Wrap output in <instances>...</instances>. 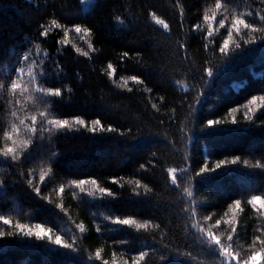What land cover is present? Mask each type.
Returning a JSON list of instances; mask_svg holds the SVG:
<instances>
[{
	"label": "trees",
	"instance_id": "trees-1",
	"mask_svg": "<svg viewBox=\"0 0 264 264\" xmlns=\"http://www.w3.org/2000/svg\"><path fill=\"white\" fill-rule=\"evenodd\" d=\"M216 2L93 0L85 11L82 0H0V83L8 85L29 54L37 61L33 70L45 73L39 82L62 89L60 97H47L48 105L0 90V148L11 144L4 133L12 124L20 128L17 140L30 141L18 160L0 157V216L11 221L0 220V231L15 233L0 237V264H132L142 251L148 256L141 264H221L206 239L209 230L225 247L232 243L233 253L259 251L255 237L264 238V218L247 201L264 196V32H233L227 52L219 48L235 16L264 28V0H219L224 7L206 40L203 17L212 16ZM76 26L87 31L77 33ZM41 112L72 128L49 138ZM32 116L34 135L24 127ZM77 118L87 127L76 125ZM95 120L100 124L92 132ZM217 163L215 172L199 174ZM170 168L177 170L176 184ZM80 180L97 184H84L81 192L71 183ZM237 200L241 210L233 213ZM17 224L51 228L48 235L73 247L24 237Z\"/></svg>",
	"mask_w": 264,
	"mask_h": 264
},
{
	"label": "snow or ice",
	"instance_id": "snow-or-ice-1",
	"mask_svg": "<svg viewBox=\"0 0 264 264\" xmlns=\"http://www.w3.org/2000/svg\"><path fill=\"white\" fill-rule=\"evenodd\" d=\"M224 7V5H222L219 0H217L216 4H215V10L213 11L212 16H208L205 15L203 17V20L205 22L209 23V30L207 32V36L205 37V39H210L213 37L214 33L211 30V24L216 22V12L221 10ZM225 20L221 19L218 22V25L220 28H225ZM260 21H264V15H261L259 17ZM57 28L61 27L59 24L56 23V21L52 22ZM157 24H160L163 26L164 29H168V24L165 23L163 20L157 19L156 20ZM231 27L230 29L227 30V39H225L223 41V45L219 48V51L221 53H226L227 50L229 49V43L230 41H232L233 39V32H235L237 35H239L241 33V30H248L252 33H256V32H264V28H258V27H254L252 23H249L246 19L241 18L240 16H235L233 17V19L231 20ZM197 29L200 27L199 25L195 26ZM75 31L77 33H80L82 31H87V29H82L80 26H76L75 27ZM42 35L47 36L48 32L47 30L43 31ZM262 39H264V37H261ZM253 40L248 39L245 40V43H252ZM183 46V45H182ZM207 47V44L205 45ZM240 45L237 44L236 47L238 48ZM79 51V50H77ZM45 55H47L45 53ZM85 55H87V53H85ZM127 55V53H125V56ZM18 63H23L25 66H21L18 69H15V78H12V76L10 75L8 77V79L10 80V83L8 85H5L3 83H0V90L2 89H6L8 93L11 94L12 97H16L18 94L23 95V94H28L29 99H32L34 103H42L45 105H48L50 102L47 99V97L51 96V97H60L62 95V89L61 88H51V87H45L43 86L42 83H40L39 81L46 78L45 77V73H43L42 71L37 72L34 71L32 68L33 64H36L37 61L29 54H24L20 61H18ZM109 68H111V65H109ZM59 75V73H57ZM111 74V73H110ZM27 75L28 79L25 81L24 84L20 83V80ZM207 75L209 77L213 76V71L211 68L207 69ZM132 79L134 81H136L137 83H141V81H138L136 79L135 76L132 77ZM124 83H127V81H124ZM39 94L38 96L36 94ZM264 99V98H262ZM12 101L10 100L9 103H11ZM198 102V101H197ZM252 104L256 103V100L253 99L251 101ZM22 107V105H21ZM153 107H155V105H153ZM261 107H264V104L261 105ZM12 116H16V111H12ZM41 120L44 121L46 120L47 122V132L49 134V138L52 137V134L55 131H62L65 129H71L72 128V124L69 122V120L67 119H58V118H51L48 119V113L46 112H41ZM37 118L35 116L31 117V124L30 125H24V120H20L19 124L20 125H24L25 127V131L29 132L31 134H36L38 129L35 127ZM74 123L76 125H80L83 127H87V125L85 124V121L82 119H75ZM222 123L221 121L218 120H209L208 121V125H216V124H220ZM231 123L235 124L236 120L233 119L231 121ZM100 124L99 120H95L92 122V126L89 129L92 132H96L97 128L96 126ZM115 131L114 128H108V129H104L102 126L100 128V131ZM40 131H44V127H41ZM20 133V128L17 126V124H12L10 127V130L4 133V138L8 141L11 142L10 145H5L3 148H0V157H10L11 160L16 161L19 159V154L21 152V150L26 149L28 143H30V141L28 140H17L16 137L19 135ZM52 157L55 158L56 157V153L52 152ZM238 159V158H237ZM232 164H236L237 160H232L231 161ZM245 164H247L248 162L245 161ZM255 167H261V165L259 163H257L255 165ZM221 168V163H217L215 168H209L207 166L203 167L200 170L199 174H204V173H209V172H215L216 169ZM168 172L171 176V182L172 184H176L177 183V170L175 168H170L168 169ZM41 180L44 179L43 176L40 177ZM72 185L75 188H79L80 191H84L83 189V185L87 184V183H91L93 185H96L97 182L95 180H91V181H87V180H80V181H72L71 182ZM137 187H140L139 183L137 182ZM98 191L102 194H106L108 196H112L113 193L108 191V189L106 188H99V186L97 185ZM61 192H63V188L60 189ZM36 192L39 193V188H36ZM89 195H94V193H89ZM188 196H191L192 193L191 191L187 192ZM248 204H250L252 206L253 209H255L256 213L258 214L259 217L264 218V196H260V195H253L251 197V199H249L247 201ZM57 207H61L62 205H57ZM241 210V202L239 200L235 201L234 205L231 208V211L233 213H236L237 211ZM193 215H195V213H193ZM234 219L235 217L233 216L232 220H228L226 221V223L228 225H233L234 223ZM0 220H3V223L5 225H8L11 223V221H9L8 219H6L3 216H0ZM114 223L119 224V225H128V226H134L137 230L139 229H146L148 227L147 224H141V223H137L136 220L134 219H116L114 221ZM220 221H216V226H219ZM197 225H193V227H196ZM16 228L19 230V234H21L24 237H35L37 240H45L47 238V240L56 246H62L65 249H71L73 246L72 244H69L67 242H65L63 240V238L59 235L55 236V238H53L52 236L48 235V233H50L52 231L51 228L45 229L42 225L40 224H36L34 229L30 228L26 225L23 224H17ZM80 231L83 232V226H80ZM97 231H99V229H97ZM231 233H236V227L232 226L230 229ZM200 232L203 233L204 229L200 228ZM15 233L9 231V232H4V231H0V237H3L5 235L11 236L14 235ZM206 239L210 242V244H214L216 246L215 249H213V251L218 252L219 256L222 257L221 260V264H261V261H264V238H261L260 236L255 237V241L258 242L260 248L259 251H252L250 255L242 256L240 253H233L231 251L233 245L232 243H228L227 247H225V244L221 242L220 237H218L214 232H212L211 230H209L206 233ZM227 240L230 242L233 240V236L229 235L227 237ZM255 246V245H253ZM148 256L147 252H140L138 256L134 257L132 260V264H141L142 261L145 260V258ZM95 258L97 260L101 259V253L100 251H97L95 253ZM163 259V257H162ZM103 264H108V261L105 260L103 262Z\"/></svg>",
	"mask_w": 264,
	"mask_h": 264
},
{
	"label": "rangeland",
	"instance_id": "rangeland-1",
	"mask_svg": "<svg viewBox=\"0 0 264 264\" xmlns=\"http://www.w3.org/2000/svg\"><path fill=\"white\" fill-rule=\"evenodd\" d=\"M93 2V0H82L83 8L85 11H87L90 7V4Z\"/></svg>",
	"mask_w": 264,
	"mask_h": 264
}]
</instances>
